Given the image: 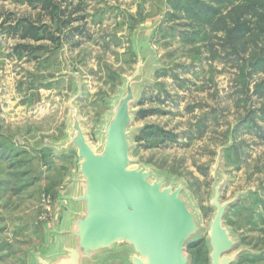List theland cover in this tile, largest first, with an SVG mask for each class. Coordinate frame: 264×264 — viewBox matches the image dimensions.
I'll use <instances>...</instances> for the list:
<instances>
[{
    "label": "rangeland",
    "instance_id": "1",
    "mask_svg": "<svg viewBox=\"0 0 264 264\" xmlns=\"http://www.w3.org/2000/svg\"><path fill=\"white\" fill-rule=\"evenodd\" d=\"M77 1L85 20L73 26L84 23L88 36L75 35L70 44L55 48L43 44L48 49L44 54L17 57L13 48L20 42L0 28V145L10 146L14 155L0 161V264H32V255L43 254L52 239L64 207L60 196L69 192L76 160L37 151L65 139L75 82L80 87L76 105L82 127L95 147L111 98L122 87L123 78L137 70L134 48L139 45L153 49L159 72L142 88L135 107L152 113L143 119L135 116L133 127L153 126L176 139L139 142L132 158L139 166L184 183L203 228L198 244L187 250L191 264H208L212 169L218 152L231 145L229 131L246 116V110L253 109L257 115L251 117L257 126L250 132L238 127L236 155L223 156L220 172L226 184L221 195L222 202L245 195L227 213L225 222L234 230L239 247L250 245L251 251L253 247L263 251L264 222L259 218L263 206L256 201L264 199V140L258 137L264 132V120L259 117L264 98L254 94L253 84L264 75L253 79L248 94H235L236 70L230 58L216 40L212 45L219 49V57L214 60L207 43L185 44L181 34L190 30L189 21L176 5L167 6L166 0ZM168 11L178 19L170 18ZM8 15L35 18L36 11L0 0V25L12 21ZM75 42L80 46H71ZM164 91L170 96L165 100ZM15 174L22 177L14 179ZM257 261L254 264H264V259ZM103 264L126 262L116 258Z\"/></svg>",
    "mask_w": 264,
    "mask_h": 264
},
{
    "label": "water",
    "instance_id": "2",
    "mask_svg": "<svg viewBox=\"0 0 264 264\" xmlns=\"http://www.w3.org/2000/svg\"><path fill=\"white\" fill-rule=\"evenodd\" d=\"M144 46L134 48L137 70L123 78L122 87L111 98L95 147L82 127L76 105L80 87L75 82L68 101L66 137L43 149L75 158L70 189L60 196L64 207L50 243L43 254L32 255V264H103L116 258L126 264H191L187 248L199 241L203 228L184 183L139 166L132 158L134 137L140 130L133 127L135 107L142 88L153 80L157 70L153 49ZM228 147L220 148L212 169L208 264H237L251 252L239 247L225 222L229 209L245 196L222 202L226 179L220 166Z\"/></svg>",
    "mask_w": 264,
    "mask_h": 264
},
{
    "label": "trees",
    "instance_id": "3",
    "mask_svg": "<svg viewBox=\"0 0 264 264\" xmlns=\"http://www.w3.org/2000/svg\"><path fill=\"white\" fill-rule=\"evenodd\" d=\"M12 1L16 4L26 5L29 9L36 11L35 18L29 16L11 17L8 15L7 19L12 21L4 22L0 25L4 35L20 42L13 48L17 57H34L44 54L48 49L47 45L43 44H49L51 48H55V46L70 44V40L75 35L80 37L88 36L84 23H82L81 27L79 25L73 26L85 20L84 9L81 8L80 1L76 3H74V0ZM166 5L169 7L176 5L178 10L184 15V18L189 21L186 27L190 30L181 34V39L184 40L185 44H194L196 41H202V44L207 43L208 46L210 45L206 49L211 60L219 57L216 56V53L222 48L236 70L233 84L235 94L237 92L239 94H248L252 88L253 79L257 75H264V0H166ZM167 14L172 19H178L175 17L176 15H170L169 11ZM74 15L78 17L74 18ZM190 37L193 38L190 40ZM212 40H216V45L219 49L215 50L216 45H212ZM71 46L77 48L80 43L75 42ZM197 52H199L198 49ZM158 72L159 70L156 71L155 75ZM253 89L255 95L259 98H264V78L255 82ZM163 96V100L170 97L166 91H164ZM246 111L248 112L246 116L236 124L232 131H229L231 145L224 150L223 156H229L232 153L236 155L234 141L236 140L235 135L238 127H244L246 132H250L253 131V126H257L254 118L251 117L257 115L256 111L254 109ZM137 112L135 116L139 119H143L152 113L150 111ZM259 117L264 120V107ZM259 133L258 137L264 140V132L261 131ZM154 138H161V140L167 138H170V140L172 138L176 139L175 135H171V133H165L158 128L148 126L141 128L137 132L134 137V143L136 146L139 142H148L149 144L150 140ZM37 152L48 156L51 155L43 150ZM12 154L13 151L10 146L0 145V161L7 157L12 158L14 156ZM20 177L22 176L18 174L13 175L14 179ZM239 202L240 200L229 211L236 209ZM256 202L263 206V209L260 210V213L263 214H259V218L264 222V199H258ZM248 222L252 223V217L249 218ZM197 244L196 242L189 245L187 250ZM245 247L251 251L250 245ZM259 259H264V250L256 251L253 247L252 251L244 254L237 264L244 260L254 264Z\"/></svg>",
    "mask_w": 264,
    "mask_h": 264
}]
</instances>
